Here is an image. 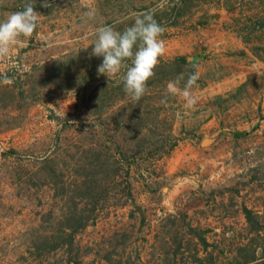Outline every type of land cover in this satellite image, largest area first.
I'll list each match as a JSON object with an SVG mask.
<instances>
[{"label":"rangeland","instance_id":"1","mask_svg":"<svg viewBox=\"0 0 264 264\" xmlns=\"http://www.w3.org/2000/svg\"><path fill=\"white\" fill-rule=\"evenodd\" d=\"M31 3L0 59V264H264V0ZM150 10L166 50L137 102L91 44ZM196 70L187 109L167 84Z\"/></svg>","mask_w":264,"mask_h":264},{"label":"clouds","instance_id":"2","mask_svg":"<svg viewBox=\"0 0 264 264\" xmlns=\"http://www.w3.org/2000/svg\"><path fill=\"white\" fill-rule=\"evenodd\" d=\"M41 6L47 8L51 5L49 0H42ZM84 7L87 9V19L94 20L97 15L95 7L87 3ZM40 15L29 0L23 10L12 12L0 21V59L11 55L12 47L20 43L21 37L33 36ZM164 31L151 10L136 15L134 22L123 31H118L110 25L97 27L95 39L91 44L94 46L91 55L103 58L97 68L98 75H106L109 79L118 77L124 92L138 102L145 95L147 81L155 75L154 69L165 53L166 45L160 38ZM199 78L198 70L190 73L186 81L182 73L168 82L167 93L182 98L184 107L191 109L197 103L192 89Z\"/></svg>","mask_w":264,"mask_h":264}]
</instances>
